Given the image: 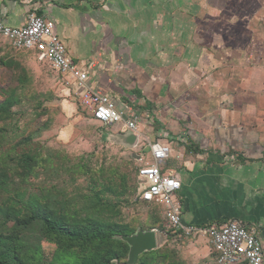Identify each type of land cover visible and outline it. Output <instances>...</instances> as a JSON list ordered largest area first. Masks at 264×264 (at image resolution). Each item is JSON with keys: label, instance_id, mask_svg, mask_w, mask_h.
Instances as JSON below:
<instances>
[{"label": "crops", "instance_id": "0c3cea01", "mask_svg": "<svg viewBox=\"0 0 264 264\" xmlns=\"http://www.w3.org/2000/svg\"><path fill=\"white\" fill-rule=\"evenodd\" d=\"M231 4L0 0V23L23 26L30 12L53 22L67 55L87 73V86L135 121L140 135L126 149L137 169L151 161L149 145L169 146L160 171L181 183L182 224L237 220L255 229L264 250V20L255 14L235 19ZM237 30L245 38L241 46L230 42ZM19 53L36 59L33 52ZM101 126L107 140L128 137L122 125ZM151 206L164 221L161 208ZM163 237L177 244L185 239ZM185 240L200 264L211 262L206 238Z\"/></svg>", "mask_w": 264, "mask_h": 264}, {"label": "rangeland", "instance_id": "374dc122", "mask_svg": "<svg viewBox=\"0 0 264 264\" xmlns=\"http://www.w3.org/2000/svg\"><path fill=\"white\" fill-rule=\"evenodd\" d=\"M231 1L230 13L235 19L245 20L255 14L264 20V0ZM261 30L262 35L264 29ZM237 31L238 38L230 42L241 46L245 38L241 30ZM262 43L261 49L263 36ZM260 63L264 64V56ZM7 97H12L14 104L8 113L0 115V156L13 170L6 180L8 195H0V206L8 196L25 192L45 199L53 210L64 206L62 209L69 216L77 211L79 217H84L83 210L93 204V187L104 188L101 197L116 207L112 220L127 230L126 234L115 235L127 247L117 264H126L129 253V246L120 237L152 230L156 249L138 258L146 254L149 264H200L196 252L185 249L188 245L185 239L178 244L173 238L164 239L165 222L159 210L138 201V162L129 149L117 147L105 138V128L79 106L60 74L48 64L15 52L0 41V103ZM113 141L122 146L127 144L123 137H113ZM26 152L37 156L39 163L32 176L22 179L18 156ZM12 226L9 223L0 226V230L7 231ZM24 243L28 258L40 246L43 264H50L54 256L58 264L71 260V256L55 253L56 245L42 237L38 225L26 231ZM29 262L33 263L30 258Z\"/></svg>", "mask_w": 264, "mask_h": 264}, {"label": "built area", "instance_id": "2783aa9c", "mask_svg": "<svg viewBox=\"0 0 264 264\" xmlns=\"http://www.w3.org/2000/svg\"><path fill=\"white\" fill-rule=\"evenodd\" d=\"M0 40L15 52H33L38 62L48 64L54 72L65 77L67 87L82 90L74 94L91 120L104 126L122 125L138 139L140 134L133 118L126 117L107 94L97 93L87 86V73L67 55L53 22L30 12L23 26L9 27L0 23ZM149 154L151 161L137 169V199L161 208L166 227L164 235L177 239L206 238L213 258L205 264H264V250L254 228L237 220L209 227L184 226L181 206L176 200L181 183L171 174L160 171V165L169 157L170 148L154 143L149 145Z\"/></svg>", "mask_w": 264, "mask_h": 264}, {"label": "trees", "instance_id": "16d2710c", "mask_svg": "<svg viewBox=\"0 0 264 264\" xmlns=\"http://www.w3.org/2000/svg\"><path fill=\"white\" fill-rule=\"evenodd\" d=\"M13 104L12 97L5 98L0 103V115L8 113ZM18 158L17 165L22 168L19 177L26 179L32 176L39 163L37 156L26 152L20 154ZM40 162L43 163L42 160ZM12 170L13 168L0 156V195H8L6 180L10 178ZM104 191V188L99 190L93 187L91 196L93 204L83 210L84 217H79L77 211L69 216L63 211L64 206L63 209L53 210L45 199L40 200L35 195H26L25 192H16L8 196L1 202L0 226L5 227L9 223H13V226L7 231L0 230V264H43V258L39 255V245L31 251L29 258L33 263L29 262L28 253L24 251V235L34 225H38L44 239L56 245V254L71 256L70 261L60 264L119 263L127 247L117 240L115 235L126 234L127 230L122 224L112 220L116 207L112 202L103 200L101 194ZM92 210L95 214L89 213ZM50 264H58L55 256ZM137 264H149L146 254L138 258Z\"/></svg>", "mask_w": 264, "mask_h": 264}, {"label": "water", "instance_id": "95a60500", "mask_svg": "<svg viewBox=\"0 0 264 264\" xmlns=\"http://www.w3.org/2000/svg\"><path fill=\"white\" fill-rule=\"evenodd\" d=\"M124 134H127L128 137L125 138L127 144L123 147L131 149L136 138L130 131H125ZM110 141L114 142L113 139ZM115 238L119 240L118 237L115 236ZM120 239L124 240L129 246L128 261L126 264H135L139 255L156 249V237L153 230L144 233L139 232L130 237H120Z\"/></svg>", "mask_w": 264, "mask_h": 264}]
</instances>
